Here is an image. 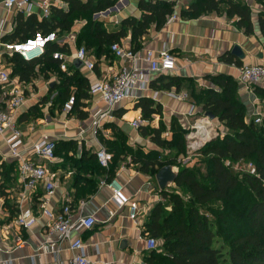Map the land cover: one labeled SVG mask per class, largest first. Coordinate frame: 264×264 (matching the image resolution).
Wrapping results in <instances>:
<instances>
[{
    "label": "crops",
    "instance_id": "obj_1",
    "mask_svg": "<svg viewBox=\"0 0 264 264\" xmlns=\"http://www.w3.org/2000/svg\"><path fill=\"white\" fill-rule=\"evenodd\" d=\"M34 1L38 4L41 0ZM80 1L84 3L86 0ZM113 1L115 4L112 8L92 16V21L99 22L107 33L118 32L123 20L139 19L141 16L138 9L140 0ZM159 1L174 3L173 13L166 19L162 28L156 30L155 25H152L140 39L137 49L130 43V31L120 44H116L135 55V62L119 59L111 51L107 55L97 57L85 46H78L76 38L86 21L77 20L66 35L55 32L61 36L52 42L69 52L60 53L63 58L59 60V69L42 70V65L37 64L34 78L30 81H20L17 76L12 75L13 65L8 63V58L13 54L18 55L17 47L31 42L17 45L6 39L13 33L17 16L24 19L33 16L39 22L48 21L50 17L42 19L41 10L37 5L32 7L33 14L29 17L13 10L7 11L2 7L0 0V70L9 74L10 79L20 86L25 96L24 103L14 113L16 127L22 134V145L17 151L21 159L35 160L31 148L42 136H47L56 143L55 158L46 163L55 189L51 196L46 197L42 186H37L32 192L24 189L19 178L21 160L11 155L5 140L0 137V264H70L76 254L70 249V243L77 238L83 242V252L87 258L96 263L147 264L148 236L142 234V227L153 207L165 200L158 191L154 176L138 171L136 166L129 164V158H126L117 164L110 181L118 182L123 188L124 196L137 202L142 213L136 221H132L128 217L127 206L118 209L112 200L110 189L100 186L102 181L110 182L107 181V176L97 172V168L101 169L97 160L94 167L89 161V157L95 155L100 148L106 150L100 138L115 140L113 131H117L125 136L127 146L138 145L145 154L157 152L162 158H168L166 154L170 150L157 147L150 141V137L140 134V129H157L162 126L165 129L161 135L163 140H170L173 123L183 130L190 131L196 120H202L204 117V112L194 96L206 89L218 90L212 81L206 79L209 76L224 75L235 80L237 99L246 109V121L252 119V102L256 101V97L253 93H246L238 84L237 78L239 69L243 66L264 65V37L258 27V16H264V0H232L241 1L250 8L253 25L251 35H246L236 26L235 18L227 17L224 4L220 6L218 13L188 19L180 14L188 8L192 0ZM52 8L67 11L68 6L63 0L61 5ZM235 45L242 49L245 55L243 60L230 55ZM80 48H84L88 53L89 61L93 65L91 71L83 64L80 68L73 65V61L77 60L76 52ZM148 51L154 55L168 51L172 55L176 69L169 77L179 78L180 85L159 91H154L149 85L137 99L124 100L115 107L112 117L103 120L100 129L94 131L89 112L95 107L103 110L105 105L99 96L89 94L90 85L117 73L122 68H136L148 75L151 81L156 79L158 76L149 74L148 66L144 62ZM225 55L240 61L242 66L236 67L220 61ZM53 71H65L68 77L76 73L78 78L85 80L81 90L87 89L88 98L80 100V104L70 113L64 111L63 105L71 95L78 96L79 91L73 87L68 94L61 92L62 88L56 75L51 73ZM172 94L185 98L174 97ZM141 99L151 100L153 106L158 107L159 114L144 119L141 110L136 108ZM84 115L85 118L82 117ZM136 120H143L145 125L134 129L131 123ZM215 121L220 124L217 119L208 120L205 127L209 128L210 125L207 124ZM226 131L228 132L227 129ZM73 144L76 149L72 152L70 145ZM187 149L189 150L188 144ZM76 180L78 181L75 185ZM84 183L87 185L82 188ZM76 189H79V194L87 189L92 192L79 198ZM44 200L48 210L58 212L64 205H69L73 219L80 215H91L96 224L90 230L73 232L69 241L62 240L57 234L47 235L48 220L38 213ZM27 209L33 211L36 222L29 229H18L15 218ZM18 236L23 240L21 246L16 244ZM122 241L126 244H121Z\"/></svg>",
    "mask_w": 264,
    "mask_h": 264
},
{
    "label": "trees",
    "instance_id": "obj_2",
    "mask_svg": "<svg viewBox=\"0 0 264 264\" xmlns=\"http://www.w3.org/2000/svg\"><path fill=\"white\" fill-rule=\"evenodd\" d=\"M64 1L68 6L67 11L51 8L48 21L39 22L33 16L27 19L17 16L13 33L6 40L22 45L37 37L47 39L56 31L69 32L75 20H85L76 42L78 46L83 45L100 57L107 55L112 45L120 44L128 31L131 34L130 43L137 49L148 29L152 25H155L156 30L161 29L174 9L173 2L140 0V18L123 20L118 32L107 33L99 22L92 21V16L112 8L115 4L113 0H86L84 3L80 0ZM222 4L226 7L227 17L235 18L236 26L246 35H251V11L241 1L192 0L180 15L197 19L204 14L218 13ZM258 27L264 37L263 15L258 16ZM44 46V55L36 62H25L16 54L8 58V63L13 65L12 75L20 81H30L35 76L37 64L42 65V70L59 69L61 61L54 59L53 54L69 52L49 40ZM220 61L242 66L240 61L230 55L222 56ZM206 79L212 81L218 90L200 91L194 99L203 112H210L228 133L202 146L199 152L204 163L202 176L195 169L179 166L176 162V157L185 153V141L184 130L175 123L171 126L170 140L161 139L165 131L162 126L140 129L143 137H150V141L159 148L174 151L175 157L162 158L157 152L145 154L141 150L134 153L127 146L125 136L117 131H113L115 140L100 138L112 161L108 170L97 168V172L107 176L108 182L113 178L117 164L126 159L124 154L128 156L129 164L152 176L166 165L178 169L174 186L184 193L187 201L171 189L159 192L164 203H168L156 204L142 227L143 235L160 242L159 247L149 251L147 264H264V117L259 124H255L253 119L246 121V109L237 99V83L231 77L219 75ZM180 81L179 78L160 75L149 85L154 91H159L178 87ZM84 85L85 80L78 78L76 73L59 83L61 92L68 94L73 87L79 91L72 111L80 104V100L88 98L87 89L81 90ZM254 91L264 97V89L256 87ZM260 107L263 113L264 108ZM136 108L141 110L144 119L159 114L158 107H154L149 99H141ZM70 146L72 152L75 151V144ZM95 160V155L89 157L92 167L95 166ZM240 162L251 163L256 175L243 174L239 178L230 165ZM86 185L84 183L82 188ZM76 191L79 198L92 192L90 189L80 194L79 189ZM221 207H225V210H221ZM230 208L237 211L231 212ZM207 209L212 212L211 218L203 211Z\"/></svg>",
    "mask_w": 264,
    "mask_h": 264
},
{
    "label": "built area",
    "instance_id": "obj_3",
    "mask_svg": "<svg viewBox=\"0 0 264 264\" xmlns=\"http://www.w3.org/2000/svg\"><path fill=\"white\" fill-rule=\"evenodd\" d=\"M63 0H41L38 4L34 0H2V7L7 10L16 11L19 14L29 17L33 14L32 7L37 5L41 10V18L48 19L51 14V8L61 5ZM102 14V13H100ZM49 40L37 37L31 44L17 47L16 53L25 62H33L44 55L45 42ZM110 51L119 59H127L135 62V55L130 51L118 46L112 45ZM53 58L60 60L63 56L60 53H54ZM75 58L82 62L83 66L88 70H92V62L89 61L88 53L84 48L77 50ZM144 62L148 66V72L154 76L171 75L175 69V62L172 55L168 51H161L157 55L148 51ZM64 68V66L62 67ZM238 84L246 93L252 94L256 87L264 85V65L243 66L239 69L237 78ZM151 79L138 69L122 68L117 73L110 75L102 80L96 81L89 87L90 95H97L105 105V109L93 108L89 113L92 119V128L94 131L100 129V124L103 120L112 117V111L120 103L127 99H137L140 93L149 88ZM176 97V94H172ZM185 98L184 96H177ZM25 96L23 90L15 81L10 79V76L5 71L0 70V137H2L11 152V155L19 160V178L26 191H34L37 186H42L45 191V196L49 197L53 194L55 183L49 171L46 168V163H50L55 158L56 143L50 140L47 136H42L40 140L33 144L31 151L35 160H23L17 149L22 145V134L16 127L14 113L24 103ZM75 105V96L71 95L63 105L66 113H70ZM263 116L258 100L252 102V117L255 124L260 123ZM202 119L208 121L205 116ZM201 120H196L191 130L197 132L196 124ZM145 125L143 120H136L131 123L134 129L142 128ZM211 130V129H210ZM191 132L186 136L188 148L191 151H197L205 145L210 139L204 141L199 146H194L195 139L191 137ZM96 160L101 168L108 169L112 156L104 149L100 148L96 154ZM246 171L244 174L252 176L256 175L255 167L251 163H246ZM100 186H106L110 189L112 200L118 209L125 206L128 208V217L132 221H136L142 213L138 203L131 201L124 196L122 186L116 181L109 183L100 182ZM46 200H44L38 213L48 220L46 229L47 235L57 234L62 240L69 241L73 232L90 230L96 224L95 218L91 215H80L77 218H72V210L69 205H64L58 212L48 210ZM36 222V216L31 209L24 210L15 218V224L18 229H29ZM23 240L18 236L16 240L17 246H21ZM146 247L149 251L157 248V241L154 238L147 237ZM70 249L76 254L70 261V264H113V263H96L84 254V245L80 238L75 239L70 243Z\"/></svg>",
    "mask_w": 264,
    "mask_h": 264
},
{
    "label": "rangeland",
    "instance_id": "obj_4",
    "mask_svg": "<svg viewBox=\"0 0 264 264\" xmlns=\"http://www.w3.org/2000/svg\"><path fill=\"white\" fill-rule=\"evenodd\" d=\"M77 20H75L74 22H76ZM63 35H66L67 33H61ZM61 35L59 34H53V35H50L49 36V39L51 41H56L57 38H59ZM15 50V48H14ZM45 70V69H44ZM56 72V73H55ZM51 73H54L56 75V78H57V81L58 83H61V81H63V79L65 77H67L66 75V72L65 71H53ZM45 78H47V74H45ZM260 89H264V85L260 87ZM255 90V89H254ZM253 95L256 97V99L259 101V105L260 106H263L264 108V97L259 94H256L255 91H253ZM264 113V111H263ZM264 116L261 117V119L263 118ZM253 119V117H252ZM209 120V119H208ZM250 120V119H249ZM261 122V121H260ZM208 125V124H207ZM216 125H219L218 127ZM222 127V128H220ZM211 129V139L215 138V137H223V135H225L226 133H228L226 131V129L224 128V125H222L221 123L219 124L217 121H215V123H211L210 124V127ZM215 129V130H214ZM216 130H217V133H216ZM191 132H195L194 130H191L190 131H186L184 130V133H183V137H184V141H185V153L183 155H181L180 157H176V162L179 164V166H182V167H188V168H193L195 169L197 172H198V175L199 176H202L204 174V163L201 162L202 160V156L199 154L201 148L199 150H197L196 152H191L190 150L187 149V144L188 142H190L189 140H186V136L191 133ZM214 136V137H213ZM209 140V141H210ZM196 142V141H195ZM130 149H132V151L135 153L136 151H143L142 147L138 146V145H133V146H128ZM168 153L166 154L168 157H175V152L174 151H167ZM124 157L125 158H128V156L126 154H124ZM129 160V159H128ZM227 165H229L228 162H226ZM246 163H243V162H240V163H236V164H231V168L232 170L234 171L235 174H237V176L239 178H241V176L245 173L246 171ZM171 191L175 192V193H178L184 201H187V197L184 195V193L182 191H180L178 188H176L175 186H173V188L171 189ZM164 203V202H163ZM168 202L164 203L167 205ZM221 210H225V207H221ZM205 211L207 214V216L209 218L212 217V212L207 209V210H203ZM230 211L231 212H236L237 210L234 209V208H230ZM160 245V242L157 241V247H159Z\"/></svg>",
    "mask_w": 264,
    "mask_h": 264
},
{
    "label": "water",
    "instance_id": "obj_5",
    "mask_svg": "<svg viewBox=\"0 0 264 264\" xmlns=\"http://www.w3.org/2000/svg\"><path fill=\"white\" fill-rule=\"evenodd\" d=\"M230 55L239 59H244V53L240 46L235 45L232 50L230 51ZM73 65L76 68L82 67V62L79 60H74ZM204 116L208 118L209 120H214V116L210 112L204 113ZM178 177V169L174 166L166 165L158 170V172L154 175V180L156 183V186L158 188V191H169L173 188L175 181ZM121 244H126L125 241H122Z\"/></svg>",
    "mask_w": 264,
    "mask_h": 264
},
{
    "label": "bare ground",
    "instance_id": "obj_6",
    "mask_svg": "<svg viewBox=\"0 0 264 264\" xmlns=\"http://www.w3.org/2000/svg\"><path fill=\"white\" fill-rule=\"evenodd\" d=\"M207 123L206 120L202 119L200 122L196 124L197 132L192 133L191 137L195 139V143H193L194 146H199L204 141L211 138V130L210 128L205 127V124ZM208 125H210L208 123ZM207 125V126H208ZM214 137V136H213Z\"/></svg>",
    "mask_w": 264,
    "mask_h": 264
}]
</instances>
